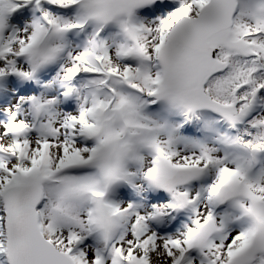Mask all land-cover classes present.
<instances>
[{
	"label": "snow or ice",
	"instance_id": "snow-or-ice-1",
	"mask_svg": "<svg viewBox=\"0 0 264 264\" xmlns=\"http://www.w3.org/2000/svg\"><path fill=\"white\" fill-rule=\"evenodd\" d=\"M0 264H264V0H0Z\"/></svg>",
	"mask_w": 264,
	"mask_h": 264
}]
</instances>
